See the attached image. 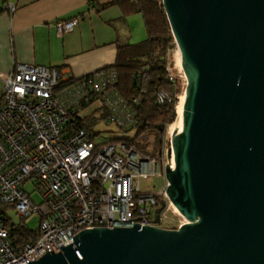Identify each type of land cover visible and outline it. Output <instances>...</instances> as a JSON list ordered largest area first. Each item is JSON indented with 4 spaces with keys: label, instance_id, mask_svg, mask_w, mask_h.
Segmentation results:
<instances>
[{
    "label": "water",
    "instance_id": "1",
    "mask_svg": "<svg viewBox=\"0 0 264 264\" xmlns=\"http://www.w3.org/2000/svg\"><path fill=\"white\" fill-rule=\"evenodd\" d=\"M163 4L187 79L167 194L187 221L84 229L28 264H264V0Z\"/></svg>",
    "mask_w": 264,
    "mask_h": 264
},
{
    "label": "built area",
    "instance_id": "2",
    "mask_svg": "<svg viewBox=\"0 0 264 264\" xmlns=\"http://www.w3.org/2000/svg\"><path fill=\"white\" fill-rule=\"evenodd\" d=\"M16 8V2L6 3L10 12ZM78 21V17L58 20L57 33L72 31ZM169 78L173 79L171 73ZM117 83L114 68L78 77L68 67L16 62L4 75L0 206L10 205L27 222L37 217L34 229L39 236L14 245L12 226L7 224L11 210L0 207V264H28L48 251L60 252V246L74 242L84 229L133 227L135 223L165 228L167 179L157 192L141 188V178L162 175L158 158L122 140L97 142L100 136L94 131L72 123L76 114L83 116L90 108L103 106L106 124L132 135L136 112L120 95ZM158 100L171 102L172 97L160 90ZM27 184L34 189L28 190ZM34 193L41 200L36 201ZM163 201L167 206L156 222Z\"/></svg>",
    "mask_w": 264,
    "mask_h": 264
},
{
    "label": "crops",
    "instance_id": "3",
    "mask_svg": "<svg viewBox=\"0 0 264 264\" xmlns=\"http://www.w3.org/2000/svg\"><path fill=\"white\" fill-rule=\"evenodd\" d=\"M100 7V0H0V95L16 62L68 67L78 77L114 63L117 42H132L137 18L117 4ZM72 17L76 26L59 35L56 22Z\"/></svg>",
    "mask_w": 264,
    "mask_h": 264
},
{
    "label": "trees",
    "instance_id": "4",
    "mask_svg": "<svg viewBox=\"0 0 264 264\" xmlns=\"http://www.w3.org/2000/svg\"><path fill=\"white\" fill-rule=\"evenodd\" d=\"M89 1L93 3L94 0ZM100 4V9L117 4L126 14L140 13L144 18L147 37L135 43L118 41L114 63L95 71L114 68L118 72L116 88L122 98L133 106L137 119V126L132 135L113 130L114 135L105 138L104 143L122 140L146 152L139 141V136L145 132L161 131L176 121L177 106L182 92L176 75L177 69L167 56L168 49L175 45L169 19L163 0H103L102 2L100 0ZM170 73L173 79L169 78ZM160 90L168 92L172 101L159 102ZM85 108L86 106L83 109ZM106 118L105 108L99 106L86 115L76 114L72 123L76 128L92 130L96 135H100L105 130L101 131L97 128ZM0 207L11 210L10 205ZM7 224L12 226L11 236L14 245L35 241L39 236L37 230L31 228L25 219L20 218L14 222L13 216H8Z\"/></svg>",
    "mask_w": 264,
    "mask_h": 264
},
{
    "label": "rangeland",
    "instance_id": "5",
    "mask_svg": "<svg viewBox=\"0 0 264 264\" xmlns=\"http://www.w3.org/2000/svg\"><path fill=\"white\" fill-rule=\"evenodd\" d=\"M131 15H133V18H137L133 24H132V42H139L142 41L143 39H145L147 37V30L145 27V22H144V18L143 15L140 13H132ZM132 18V20H133ZM175 41V39H174ZM178 47L177 44L175 42V45H173L171 48L168 49L167 51V56L170 62H174V67L177 69L176 75L179 78V86L182 90L181 92V96L182 94L185 92L186 90V86H187V79L185 77L184 74V70L177 65V57H178ZM177 55V56H176ZM181 68V69H180ZM180 96V97H181ZM91 109L90 108L86 113L90 112ZM170 125L166 126L163 128V130L161 131H153V132H145L142 133L139 136V141L141 143V145H143L145 147V150L147 153H150L152 156L158 158L160 165H161V169H162V175H153V176H149L147 178H141V188L142 190H148L150 189L153 192H157L158 189L163 185L166 175H165V167L170 164V158H169V154H168V150L169 147L172 146V142H171V138H172V134L170 133ZM99 128L101 130H105L103 133H101L97 138V142L102 139V138H107L110 137L111 135H114L113 130L115 131L116 128L111 126V125H107L105 121H102L101 124L99 125ZM171 135V137H170ZM26 188L28 190H33L34 187L33 185L27 184ZM33 198L36 201L41 200V196L39 194L34 193L33 194ZM11 215L13 216L14 221H18L19 217L16 215V213L11 210ZM167 215H168V219L167 222L165 224V228H175L176 226H179L180 224H182L183 222H186V218L180 214H178L175 210L174 207L172 205H170V201L168 200V211H167ZM29 226L31 228H35L38 224H39V219L37 217H34L32 219L29 220L28 222Z\"/></svg>",
    "mask_w": 264,
    "mask_h": 264
},
{
    "label": "bare ground",
    "instance_id": "6",
    "mask_svg": "<svg viewBox=\"0 0 264 264\" xmlns=\"http://www.w3.org/2000/svg\"><path fill=\"white\" fill-rule=\"evenodd\" d=\"M178 57H177V65H179L182 69H183V61H182V54H181V50L178 48ZM177 56V55H176ZM180 68V69H181ZM184 101H185V92L182 94V96L180 97V101L178 103L177 106V119L176 121L169 127L170 129V133L172 134V137L177 133L180 132V119L183 113V106H184ZM171 137V135H170ZM169 163L171 164V161H169ZM171 205L174 207V210L180 214L181 212L179 211V209L173 204L171 203ZM183 216V215H182Z\"/></svg>",
    "mask_w": 264,
    "mask_h": 264
}]
</instances>
